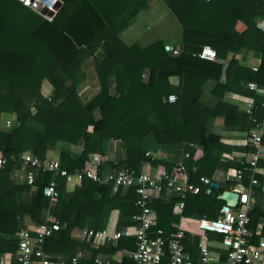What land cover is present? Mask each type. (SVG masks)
Instances as JSON below:
<instances>
[{
    "label": "trees",
    "instance_id": "obj_1",
    "mask_svg": "<svg viewBox=\"0 0 264 264\" xmlns=\"http://www.w3.org/2000/svg\"><path fill=\"white\" fill-rule=\"evenodd\" d=\"M58 1L60 7L46 20L17 0H0V157L6 161L0 170V236L6 237L0 238V256L14 253L15 235L22 230L33 234V228L46 221L47 215L59 225L44 243V253L54 259L88 249L71 238L73 229L105 230L111 235L132 226V217L139 212L131 189L113 191L111 184L83 177L67 193L63 177L41 171L35 175V191L24 206L18 195L30 187L12 180L22 154L43 160L50 151L66 174L118 167L139 172L147 163L157 171L186 173L193 184L199 177L212 182L216 170L233 167L242 171L240 184L248 185L251 174L247 165L243 161L225 163L222 155L233 147L208 132V125L221 117L222 126L229 130H250L254 122L262 120L259 93L264 86V29L260 25L264 26V0H161L180 27L176 55L166 51L161 40L142 47L126 45L119 38L151 0ZM36 2L30 7L35 8ZM237 24L241 30L236 29ZM205 46L214 51V60L197 57ZM243 56L259 59L256 71L241 64ZM88 61L97 91L84 102L77 87L87 79L83 65ZM170 77L178 79L177 86L169 83ZM43 81L51 86L48 97L40 93ZM207 81L214 83L211 95L216 103L212 108L199 102ZM247 83H254L255 91L245 89ZM169 95L175 96L173 103L166 101ZM236 101L252 103L250 115L238 114L231 104ZM9 116L12 122L6 128L4 121ZM111 142L119 144L123 159L101 168L90 166L88 157L105 156ZM63 144L79 146L80 152L72 155L62 149ZM260 145L264 147V134ZM158 152L171 159L157 156ZM177 160L181 167L176 166ZM263 166L260 156L256 167ZM253 178L257 185L252 187L247 227L249 242L255 244L264 239V226L255 233L264 221V205L261 178L257 173ZM52 180L57 198L50 202L42 189ZM234 184L229 182L209 193L205 187L197 194L186 193L181 217L215 219L223 205L217 196ZM177 200L174 192L164 189L148 204L155 213V228L166 238L176 231L179 221L180 216L172 213ZM24 217L28 225H24ZM198 240V236L183 233L180 241L194 262ZM133 249L131 237L119 238L114 246L88 249V257L79 264H93L95 257L116 252L122 257L113 264H131L127 255Z\"/></svg>",
    "mask_w": 264,
    "mask_h": 264
},
{
    "label": "built area",
    "instance_id": "obj_2",
    "mask_svg": "<svg viewBox=\"0 0 264 264\" xmlns=\"http://www.w3.org/2000/svg\"><path fill=\"white\" fill-rule=\"evenodd\" d=\"M17 1L30 7L23 0ZM35 8H32V10H35ZM166 51H170L174 55L177 54V51L172 48L166 47ZM197 57L212 61L214 60V51L205 46L197 54ZM258 64L259 59L250 66V70L256 71ZM245 87L251 91L256 89L254 83H247ZM259 96L262 98L260 103L263 112L262 120L254 122L253 128L247 132V136L250 138L249 146L252 150L242 155L243 163L247 165V169L251 174L249 183L247 186L241 185L242 171L240 169L235 170L233 175L235 184L231 186L229 191L238 195L237 203L234 208L223 204L219 208L215 219L181 217L185 194H197L201 187L207 188L211 183L208 178L199 177L197 183L193 184L188 181L186 173L178 174L167 170L157 171L152 169L147 163L143 164L139 172L127 167H118L103 169L99 173H94L91 170H80L72 174H66L64 170L60 169L56 159L44 158L43 160H38L29 154H22L20 162L26 174L23 184L29 186L30 190L34 192V178L36 173L41 171L63 177L65 185L70 181L75 182V180H80L84 177L97 184H111L113 191L117 188L131 189L137 196L135 206L139 210L132 217L134 223L132 226L116 230L111 235H108L105 230L92 231L82 229L76 231L78 241L96 247H101L104 244L114 246L117 239L131 237L134 240V249L127 255L131 264H161L164 259L165 264H264V239L260 238L255 244L250 243L251 233L247 227L249 223L248 212L253 202L252 187L257 185L253 175L258 173L256 164L260 157V140L264 134V86ZM166 101L173 103L175 96H167ZM252 108V103L245 102L243 104L244 113L247 115H250ZM10 125L11 123L6 120L4 126L7 128ZM147 155L148 153H145V156ZM183 157L186 158L187 154H184ZM5 163V159L0 157V170L3 169ZM88 164L101 168L104 165L103 158L100 155L92 154L88 157ZM176 166L181 167V162L177 163ZM55 188L56 185L52 180L42 189V195L47 197L50 202L57 198ZM164 189L168 192H174L178 197L172 207V213L180 216L178 223L174 226L176 231L170 234L168 238L163 236L160 229L155 228V213L148 207L151 201L160 197ZM261 192V203L264 205L263 188H261ZM262 226H264V221L258 224L257 229ZM33 229V234H30L27 230H22L15 235L16 250L14 253L1 255L0 264H79L81 260L85 259L82 249H77L66 260L59 258L50 259L44 253L45 240L59 229L58 223L51 218H47L46 221L36 225ZM183 233L199 237L195 262L184 251L180 243ZM208 235H212L214 238H209ZM217 236H220V240L215 239ZM214 249L219 251L221 255L216 253L215 256L212 251ZM119 260L115 259L114 256L109 258L95 257L93 264H113L116 261L120 262Z\"/></svg>",
    "mask_w": 264,
    "mask_h": 264
},
{
    "label": "crops",
    "instance_id": "obj_3",
    "mask_svg": "<svg viewBox=\"0 0 264 264\" xmlns=\"http://www.w3.org/2000/svg\"><path fill=\"white\" fill-rule=\"evenodd\" d=\"M159 1H160L159 2L160 4H163L161 0H159ZM152 2L153 1L151 0L150 3L152 4ZM165 9H167V8L165 7ZM134 19H133V21H134ZM133 21L131 23H133ZM260 27L264 29V26L263 25H260ZM236 29L237 30H241L242 29L241 25L240 24H237ZM145 31L147 32L148 29L146 28ZM179 32H180V27H179ZM134 34L137 35V34H139V32L137 30H135V31H132L131 34H129V30H128V32L122 34V39L124 37L125 39L129 38L130 40L134 41L133 40ZM138 37L139 38H137V39H140L141 38L140 35H138ZM124 43L126 45L133 44V43H130V42H128V43L127 42H124ZM166 45L167 46H170L168 43H166ZM178 45H179V43L177 44V46H175L173 48L178 47ZM242 58L243 59L245 58V61H242L243 60L242 59L241 60V64L246 65V66H249V67L252 66L253 64H255L257 62V59H258V58H254V59L253 58H248L247 56L246 57L243 56ZM225 66H226V62L224 61L223 62V66H222V70L225 68ZM168 81H169V83L172 86H177V84H178V79L176 77H170ZM223 81H224V77L222 75L221 78H220V82L223 83ZM84 84L85 83H83V85ZM47 85H49V84L47 83ZM213 86H214V83L212 81H207L203 85V87H202V93H201V95L199 97V102L201 104H203L204 106L208 107V108H212L215 105V103H216V98L211 95V90H212ZM50 88H51V86H50ZM245 89H247L248 91H251V90H249L246 87H245ZM50 93H51V90L49 91V96H50ZM81 99L84 102H86L87 100H89L88 98H87V100H84L83 98H81ZM226 102H229V101H226ZM244 103L245 102H241V101H236L234 103L231 102V104H233L234 106H236V109H237V113L238 114L244 112V110H243V104ZM222 121L223 120H222L221 117H215V118H213L212 121L210 122V124L208 125V132L217 135L220 138V141L223 144L233 147L230 150L229 153H226V154H223L222 155V158L226 161L225 163L232 164V163L237 162V163L240 164V162L243 161V156L242 155L245 153L244 148L245 147H249L250 138L247 136V132L249 130H245V129L229 130V129H227V128H225V127L222 126ZM62 149H64L66 152H68V153H70L72 155H77L80 152V147L79 146H74V145L63 144L62 145ZM157 156L163 157L166 160L171 159V157L166 156V155H164L161 152H158L157 153ZM260 156H262V158L264 160V147H261ZM101 157L103 158V162L104 163H107V162H115V161H118L119 159H123V150L120 148V146H119V144L117 142H111L108 145V150H107L106 155L105 156H101ZM47 158H49V159H55L54 158V154L52 152H50V151L47 153ZM179 162H180V160H177V163H179ZM235 170H237V169H235L233 167H229L226 170H224V169H218V170H216L214 172V174H213V180H212V182L217 183L219 187L220 186L222 187V186H225L226 184H229V182L234 181L233 175H234ZM257 174L261 178V188L264 189V166L258 168V173ZM25 177H26L25 170L21 166L17 170H15L13 172V174H12V180L14 182H16V183H19V184H23V181H24ZM75 186H76L75 182H71V181L68 182L65 185V192L70 193L71 191H73V189L75 188ZM32 195H33V191H31V190L19 194L18 195V201H19V203L22 204V205H24V206H27L29 204V201H30V198H31ZM47 218H51V217L49 215H47L46 216V219ZM23 223H24V225H28L29 224V220H28L27 217H24L23 218ZM77 230H80V229H73L72 232H71V235H70L71 238L73 240H75V241H78L77 240V237L78 236H77V233H76ZM258 230L259 229L256 228L255 233L258 232ZM0 238L1 239H6V237H4V236H0ZM84 245L88 249H97L98 248V247H96L94 245H91V244L84 243ZM88 249L82 248V250L84 252L85 258H87L88 255H89V250ZM114 254L112 256H114L115 259H120L121 260V257H122V253L121 252H117L115 255ZM97 257H102V256H97ZM67 258H69V257H67ZM67 258H59V259L66 260ZM103 258H109V257H103ZM116 263H119V262L116 261Z\"/></svg>",
    "mask_w": 264,
    "mask_h": 264
},
{
    "label": "rangeland",
    "instance_id": "obj_4",
    "mask_svg": "<svg viewBox=\"0 0 264 264\" xmlns=\"http://www.w3.org/2000/svg\"><path fill=\"white\" fill-rule=\"evenodd\" d=\"M30 0L24 1L25 4H28ZM152 4L149 2L147 7L143 10H140L133 23H131L126 29H124L122 32L119 33V38L123 42H130V43H136L137 45L146 46L148 44H151L155 41L161 40L163 42L168 43L170 46H167L168 48H172L174 50H177L178 47L173 48L177 46V44L180 41V32H179V26L176 23L175 19L170 15L169 11L165 9L163 4H160L159 0H152ZM24 5V4H23ZM27 7V6H26ZM30 10L32 8L27 7ZM35 13H37L40 17L44 18V15H40L39 12L32 10ZM46 19V18H44ZM47 20V19H46ZM148 29L146 32L145 29ZM129 34L132 33V31L137 30L139 34L133 36V40H130L129 38L125 39L122 34L128 32ZM138 35H140V39ZM143 36V37H142ZM123 42V43H124ZM125 44V43H124ZM84 69L86 72V81L77 87V92L80 96V98H83L84 100L89 99L92 97L95 92L97 91L95 81L93 79V74L90 72V62H86L84 65ZM51 90L50 85H47L46 81H43L40 88V93L44 97L49 96V91ZM8 120L10 123L12 122V117L9 116L5 119V121ZM4 121V123H5Z\"/></svg>",
    "mask_w": 264,
    "mask_h": 264
},
{
    "label": "water",
    "instance_id": "obj_5",
    "mask_svg": "<svg viewBox=\"0 0 264 264\" xmlns=\"http://www.w3.org/2000/svg\"><path fill=\"white\" fill-rule=\"evenodd\" d=\"M34 2L36 1L31 0L30 6L33 5ZM60 4L58 0H37L35 10L39 12L40 15H44V18L50 19L54 15V12L56 13ZM218 189V184L211 182L206 188V193L217 191ZM237 197L238 195L236 193L224 190L217 196V199L222 201L227 207L234 208L237 203Z\"/></svg>",
    "mask_w": 264,
    "mask_h": 264
},
{
    "label": "bare ground",
    "instance_id": "obj_6",
    "mask_svg": "<svg viewBox=\"0 0 264 264\" xmlns=\"http://www.w3.org/2000/svg\"><path fill=\"white\" fill-rule=\"evenodd\" d=\"M23 1H28V0H23Z\"/></svg>",
    "mask_w": 264,
    "mask_h": 264
}]
</instances>
